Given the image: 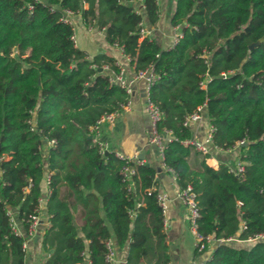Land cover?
<instances>
[{
    "label": "trees",
    "instance_id": "trees-1",
    "mask_svg": "<svg viewBox=\"0 0 264 264\" xmlns=\"http://www.w3.org/2000/svg\"><path fill=\"white\" fill-rule=\"evenodd\" d=\"M129 1H140L156 22L155 0H0V264H23V238L11 231L8 208L26 228L44 171L45 264H82L84 251L86 264H108L112 243L125 242V264L169 261L154 169L100 154L89 138L88 126L127 100L101 69L118 67L109 55L89 57L75 46L65 11L102 31L134 72L151 68L147 98L160 112L156 129L172 137L162 163L179 189L189 187L196 232L211 238L202 251L194 247L193 258L211 244L202 264H264V241L248 248L225 241L237 232L242 240L264 234V0H174L170 25L180 36L166 49L140 34L141 16ZM199 106L213 146L245 143L237 146L238 176L224 164L206 165V153L182 143L190 138L183 119ZM125 166L134 169L129 178Z\"/></svg>",
    "mask_w": 264,
    "mask_h": 264
},
{
    "label": "crops",
    "instance_id": "crops-1",
    "mask_svg": "<svg viewBox=\"0 0 264 264\" xmlns=\"http://www.w3.org/2000/svg\"><path fill=\"white\" fill-rule=\"evenodd\" d=\"M141 16V27L144 35L151 38L161 49H166L173 44L174 35L179 31L176 26L170 25V18L174 8V0L157 1V20L151 25L146 17L144 8L140 1L127 2ZM74 44L78 47V41L83 39L86 43L84 50L89 57L96 53H104L113 57L115 64L123 69V77L130 79L134 71L128 64V59L121 53L120 49L105 43L102 31L94 27L84 28L79 22L78 16L73 18ZM70 19V20H71ZM106 71V70H105ZM111 75V71H107ZM147 97V88L140 80L130 83V92L128 94L126 105H123L118 111L114 112L111 122H103L99 126L100 139L108 145L109 150L119 155L130 157L133 153L141 156L143 164L154 169L155 189L157 193L166 197V208L163 213V227L168 245V264H197L203 261L210 253L212 245L208 250L198 258H193L195 240L188 225L186 209L182 201L177 196L178 186L173 174L167 171L162 163L156 147L147 141V132L149 121L144 110V101ZM200 119L189 124L190 138L203 140L209 128V123L205 117V111L200 109ZM207 156L204 158L206 165L216 168L219 164L228 167H234L237 162L238 147L230 149H219L212 144L208 145ZM197 157L201 159L200 154ZM191 167L192 157L187 159ZM40 198L38 202V221L39 225L34 231L28 233L24 230L16 216L15 208H8V213L20 227L23 238L24 257L23 264H45L48 253L41 246V237L44 229L48 226L45 212V201L48 196L47 172L44 171L39 182ZM74 224L77 226L80 222L78 209L73 214ZM237 233L225 240L230 246L236 248H248L252 241L238 239ZM127 251V242L118 248L112 243L113 264H125ZM87 256L84 251L83 263L86 264Z\"/></svg>",
    "mask_w": 264,
    "mask_h": 264
},
{
    "label": "built area",
    "instance_id": "built-area-1",
    "mask_svg": "<svg viewBox=\"0 0 264 264\" xmlns=\"http://www.w3.org/2000/svg\"><path fill=\"white\" fill-rule=\"evenodd\" d=\"M157 1L158 0H155L156 3H157ZM70 16H72L70 14V12L65 11L62 19H63V21L68 20L73 27V24H72L71 20L69 19ZM140 34L144 35V30L142 27L140 29ZM179 36H180V34L178 31L174 35L173 43L178 39ZM71 39L73 40V42L75 41L74 31H73V34L71 36ZM117 67H118V70L113 71V70L108 69V67L106 65L101 66V69L106 70V71H108V70L111 71V75H108L109 81L111 83H114V84L122 87L124 89L125 93L128 95L130 92V83H132V81H135V80H140L145 84V86L147 88V92H148V88H149L150 84L154 81V78H155L150 67H147L143 70H139L137 72H134L133 76L130 79H125L123 77V69H121L119 66H117ZM126 103L127 102H125L123 105H126ZM123 105H121V107ZM200 109H201V106L197 107L196 110L193 111L192 113L186 115L183 119L182 125H187L193 121L199 120L201 117L200 116ZM144 110L146 112V115H147V118L149 121V127H148V132H147L148 133L147 134V141H148V143L153 144L156 147L159 155L161 156V152H162L165 141L170 140L172 137L170 136V133L167 131H163V132L157 131L156 123L159 120L160 112H159L158 108L148 100L147 97L144 101ZM113 116H114V113H104L92 125L88 126L89 138H90L91 142L97 147L98 152L100 154L107 152L109 150V148H108V145L100 139L99 126L103 122H111L113 119ZM212 129L213 128L211 126H209V128L206 132V135L202 141L192 139V138H188L186 140H183L182 143L185 145H190L194 150L200 152L201 154H205L208 151V145L211 144ZM52 143H53V140L47 141V145H51ZM241 143H243V141L237 142L236 145L237 146L241 145ZM113 153L115 154V156H117L120 159H128L135 164H142V161H141V159H139L137 153H133L130 157L122 156V155H119L115 152H113ZM228 168H229V171L231 173L238 176V174H240V172L242 171V163L237 161L234 164V167H228ZM165 169L172 173V171L170 169H168L166 167H165ZM133 172H134V169L132 167L125 166L122 168L123 176L126 178H129L133 174ZM177 196L182 201V203L186 209V216H187L186 218H187L188 225L190 227V230H191L192 235H193L194 240H195V246L197 247L198 251H202L204 249L205 243L211 242V238L209 236L202 237L201 235H199L196 232L195 219L197 217V208H196L195 201H194V195L191 193L189 187H186L184 189H179ZM156 200H157L158 205L161 208V212L163 215L165 208H166V197L163 194L157 193ZM38 220L39 219H38V208H37V212L35 214L30 215L28 217V219L25 221L26 222V228L22 225V221L19 220V222L21 223V225L23 226V228L26 232L31 233L39 225ZM10 229L14 234H17V235L21 234L20 227L17 225L15 220H13L12 217L10 220ZM229 239H230V237L227 238L226 240H229ZM203 240H204V242H203ZM246 240H248V241H255V240L264 241V234L259 233V234L254 235L253 237H247ZM105 257H106V261L108 262V264H113L112 248L110 250H108ZM197 264H202V261H199Z\"/></svg>",
    "mask_w": 264,
    "mask_h": 264
},
{
    "label": "rangeland",
    "instance_id": "rangeland-1",
    "mask_svg": "<svg viewBox=\"0 0 264 264\" xmlns=\"http://www.w3.org/2000/svg\"><path fill=\"white\" fill-rule=\"evenodd\" d=\"M172 1V0H170ZM71 22L74 23L73 19H71ZM78 48L81 50H85L86 49V43L83 39H81V41H78Z\"/></svg>",
    "mask_w": 264,
    "mask_h": 264
},
{
    "label": "water",
    "instance_id": "water-1",
    "mask_svg": "<svg viewBox=\"0 0 264 264\" xmlns=\"http://www.w3.org/2000/svg\"><path fill=\"white\" fill-rule=\"evenodd\" d=\"M256 43H252L248 46V48L250 49L253 45H255ZM245 143H241V145H244ZM139 159H141V156H139ZM218 242H216L215 244H217Z\"/></svg>",
    "mask_w": 264,
    "mask_h": 264
}]
</instances>
